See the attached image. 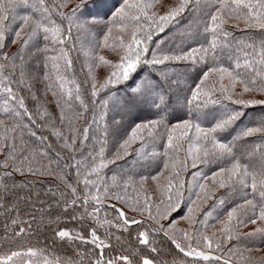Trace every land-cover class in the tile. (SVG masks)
<instances>
[{
	"label": "snow or ice",
	"instance_id": "6c2138e0",
	"mask_svg": "<svg viewBox=\"0 0 264 264\" xmlns=\"http://www.w3.org/2000/svg\"><path fill=\"white\" fill-rule=\"evenodd\" d=\"M97 2L0 0V264H264L249 247L264 240V113L243 123L247 109L264 108V0H175L163 14L161 0H115L104 14L91 10ZM186 13L203 41L173 47L161 34ZM233 29L261 38L236 39ZM73 52L84 57L83 82ZM33 60L42 69L39 89ZM188 71L196 78L182 97L183 116L172 119L164 85L180 88ZM118 86L126 109L154 116H137L108 158ZM49 93L56 114L41 99ZM33 125L55 139L54 156L49 136ZM133 154L155 173L109 168ZM16 174L58 183L41 199ZM186 195V211L173 219ZM54 210L86 230L59 227ZM45 217L57 224L51 242L33 244ZM58 242L72 254L61 255ZM165 244L177 253L171 261L161 258Z\"/></svg>",
	"mask_w": 264,
	"mask_h": 264
},
{
	"label": "trees",
	"instance_id": "16d2710c",
	"mask_svg": "<svg viewBox=\"0 0 264 264\" xmlns=\"http://www.w3.org/2000/svg\"><path fill=\"white\" fill-rule=\"evenodd\" d=\"M172 1L175 3V0ZM113 3H115V0H98L96 6L92 7L91 10L94 13L98 12L104 14L109 11ZM165 11L160 13L163 14ZM178 19H179V23H175L174 25H170L168 28H166L165 32L161 34V38H166L168 43L171 44V46L173 47L177 45H181L185 48L189 46H195L198 42L203 41V37L198 34L200 31V29L198 28V21L195 20L191 16V14L186 13L183 18H178ZM190 21H192L191 24ZM92 31L96 32L99 31V29L95 28L92 29ZM233 32L236 39L259 40L261 38V34L258 30L245 32L239 29H233ZM81 39L86 40V36L81 37ZM16 47H17L16 45H11L9 48V52L11 53L16 51ZM72 56L74 61L73 66L75 69L76 77L79 81L83 82L87 75V69L82 67L84 62V57L79 55L77 52H73ZM32 64H33L32 67L33 74L37 77V80L34 81V87L39 89L42 87V84L38 82L39 77L42 74V69L38 65H36L35 60H33ZM185 71L186 69L182 66L177 68L178 73H184ZM195 78H196V74L192 73L191 71H188L187 75L183 76L181 79L180 88H176V87L168 88L167 84L164 85V88L168 96L171 98L169 111L172 113V119H175L178 116H183L182 97L188 85L192 84ZM118 89H112L113 92H116V96L112 97L109 102V112H108L109 136H108V144L106 146V156L108 158H111L112 153H114L116 150L118 142L124 138V136L127 134V131L130 129L132 124L136 122L137 116H139L140 119H149L154 116V110L126 109L123 106V101L126 99L125 89L122 86H118ZM25 95H27V93H25ZM103 95L104 93H101V96ZM41 99L45 101L50 112L54 114L57 113L55 102L53 100V97L51 96V93H49L47 96L41 94ZM27 103L29 108L33 107L31 100H28ZM262 113H264V108H262L261 106H256L247 109L246 116L243 118V123H249L250 121H254L258 119ZM209 119H211V117H209ZM116 121H119V123H117ZM32 129L37 133L38 136L39 135L49 136L48 142L52 144V148L49 151L54 156L56 151L59 150V145L56 143L55 139L50 136L49 131L47 129H42L37 125H33ZM25 139H27V137H25ZM91 146H92L91 142H89L88 145L86 146V150ZM133 167H135L138 172H143V174L145 175L154 174L155 171L157 170L155 166L148 167L146 164L144 165L137 164V157L135 154L128 156L123 160H118L115 165L109 166L111 170H115V171H119L120 169H129ZM106 172L107 175L109 176L112 174V171L110 170H106ZM187 178L190 179V175ZM15 179L18 183L30 182L29 187L25 188L24 191L28 192L29 189H31L33 192H39L41 199H50V197L45 195L46 187L48 185L55 186L58 183V181L54 177H50V176H31V175L21 176L20 174H16ZM60 186L63 187V185ZM217 195H220V193H217ZM208 203L211 204L212 201H209ZM186 204H187V195L185 196V205H182L179 211L173 214V219H178L179 216L184 214V212L186 211ZM227 206H231V201ZM21 209H22V213L28 210L27 206L25 205H21ZM206 210H207V206H205L203 211ZM109 214H111L110 209H109ZM57 215L60 216V223L58 226L61 228L68 227V228L85 229V230L87 228L86 225L78 223L76 221H71L69 216L62 213H58L55 210L51 214L52 219H55ZM128 215L133 216L135 215V213L128 212ZM37 219H39V214H37ZM4 222H5L4 217L0 216V235L4 234V229H3ZM180 226L184 227L185 225L183 224V222H181ZM36 227L37 225L34 224L33 228ZM56 227L57 224L55 223L49 224L48 217H45L44 225L41 226V230L38 231L36 236L32 238L31 242L35 244L37 241H39L41 245H43L45 241L50 243L53 235V229H55ZM254 227H255L254 225L249 224L246 228H242L241 231L248 232L251 231ZM136 228L137 226H132L130 228V231L133 233V235L135 234ZM100 231L102 232L103 230L101 229ZM157 239H161V238L157 237ZM55 247L61 255L72 254L71 249L67 245L58 242L55 245ZM249 247H252L253 250H264V240H261L259 237H257L255 240L249 243ZM164 249L165 250L161 252V258H163L164 260L171 261L173 256L177 255L176 251L169 244H165ZM253 256L257 258L264 257V253L261 256H257V255H253Z\"/></svg>",
	"mask_w": 264,
	"mask_h": 264
},
{
	"label": "rangeland",
	"instance_id": "374dc122",
	"mask_svg": "<svg viewBox=\"0 0 264 264\" xmlns=\"http://www.w3.org/2000/svg\"><path fill=\"white\" fill-rule=\"evenodd\" d=\"M174 2L172 0H161V5L159 7V11L163 12L165 10H167V6L172 5ZM168 4V5H166ZM105 74V70L104 69H99L97 70V78L101 79ZM264 250H253L252 255H257V256H261L263 255Z\"/></svg>",
	"mask_w": 264,
	"mask_h": 264
}]
</instances>
